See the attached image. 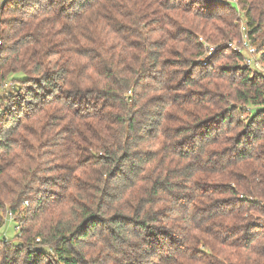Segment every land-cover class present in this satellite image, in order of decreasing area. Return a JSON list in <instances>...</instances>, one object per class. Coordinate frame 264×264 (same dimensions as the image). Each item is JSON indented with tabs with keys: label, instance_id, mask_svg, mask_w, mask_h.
Returning a JSON list of instances; mask_svg holds the SVG:
<instances>
[{
	"label": "trees",
	"instance_id": "1",
	"mask_svg": "<svg viewBox=\"0 0 264 264\" xmlns=\"http://www.w3.org/2000/svg\"><path fill=\"white\" fill-rule=\"evenodd\" d=\"M0 3V264H264V0Z\"/></svg>",
	"mask_w": 264,
	"mask_h": 264
},
{
	"label": "rangeland",
	"instance_id": "2",
	"mask_svg": "<svg viewBox=\"0 0 264 264\" xmlns=\"http://www.w3.org/2000/svg\"><path fill=\"white\" fill-rule=\"evenodd\" d=\"M0 2H2V0H0ZM0 4L2 5V3H0ZM0 12H1V10H0ZM0 15H1V13H0ZM0 17H2V16H0ZM201 39L202 40H206L202 36L199 37V41ZM0 40H1L0 47H2L3 39L1 37V35H0ZM231 41H232L233 45L240 46V38H236V39H233ZM252 46L256 49V53L253 55L254 58L256 59V61H252L251 64H249V65L247 64V65L250 66L253 70L264 74V66H263L264 65V61L261 58V52L259 50H257V46L256 45L252 44ZM230 48L232 50H234L232 47H230ZM244 54H245V56H247L245 52H244ZM204 56L205 55H204V48H203V56L201 58H203ZM225 60H226L225 58H221L217 62L219 63V62H223ZM243 62H245V59L243 60ZM10 87L11 86L9 84H6V86H4V89L0 92V116H6V113L8 112V109L10 107L9 105L11 103V101H10L11 99H9V97H7L8 93L6 92V90H8ZM5 98L7 100H4ZM7 217H8L7 215L4 217L3 222L0 225V239L5 238V239H7L9 241H14L15 242V241H17L18 231L14 227L15 226V222L13 220H9Z\"/></svg>",
	"mask_w": 264,
	"mask_h": 264
},
{
	"label": "built area",
	"instance_id": "3",
	"mask_svg": "<svg viewBox=\"0 0 264 264\" xmlns=\"http://www.w3.org/2000/svg\"><path fill=\"white\" fill-rule=\"evenodd\" d=\"M240 31H241L240 46L233 45L232 41H229L227 45L228 47H232L234 50H240L242 52L244 51L247 55L245 56V63L249 65L252 63V61H256V59L253 56L256 53V49L252 46L250 40L247 38L245 27L243 25L240 26ZM200 41L203 44L205 58H208L216 51L217 49L216 45L210 44L206 40L201 39ZM0 44H1V40H0ZM24 204H27V202L25 201ZM7 216L9 220H13L15 222L14 227L17 231H19L21 222L15 219V216L12 212H8Z\"/></svg>",
	"mask_w": 264,
	"mask_h": 264
}]
</instances>
